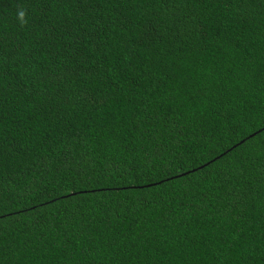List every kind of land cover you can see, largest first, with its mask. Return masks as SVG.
<instances>
[{"label":"trees","instance_id":"trees-1","mask_svg":"<svg viewBox=\"0 0 264 264\" xmlns=\"http://www.w3.org/2000/svg\"><path fill=\"white\" fill-rule=\"evenodd\" d=\"M0 264H264V0H0Z\"/></svg>","mask_w":264,"mask_h":264},{"label":"water","instance_id":"water-1","mask_svg":"<svg viewBox=\"0 0 264 264\" xmlns=\"http://www.w3.org/2000/svg\"><path fill=\"white\" fill-rule=\"evenodd\" d=\"M207 164H208V163H207ZM207 164H205V165H207ZM205 165H204V166H205ZM202 167H203V166H202ZM202 167H201V168H202Z\"/></svg>","mask_w":264,"mask_h":264}]
</instances>
